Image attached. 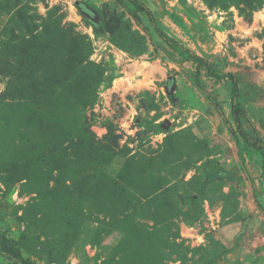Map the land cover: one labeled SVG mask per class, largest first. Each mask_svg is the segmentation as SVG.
<instances>
[{
	"label": "rangeland",
	"instance_id": "374dc122",
	"mask_svg": "<svg viewBox=\"0 0 264 264\" xmlns=\"http://www.w3.org/2000/svg\"><path fill=\"white\" fill-rule=\"evenodd\" d=\"M139 1L264 142V0ZM230 96L128 0H0V264H264Z\"/></svg>",
	"mask_w": 264,
	"mask_h": 264
},
{
	"label": "trees",
	"instance_id": "16d2710c",
	"mask_svg": "<svg viewBox=\"0 0 264 264\" xmlns=\"http://www.w3.org/2000/svg\"><path fill=\"white\" fill-rule=\"evenodd\" d=\"M129 2L136 5L138 8L144 10L146 14L149 16L150 20L154 23V29L157 32V34L169 45H172L176 48H178L180 51L185 52L188 57L196 64V73H199L200 69L203 68L205 70V73L207 76L213 77L215 79H229L231 83V96H230V102H231V118L233 119L236 128L242 137L243 141L247 143L249 146L253 147L254 149L258 150L262 155V175L264 177V142L260 139H256L254 141H250L245 132L242 130L241 127V121L239 119V103H238V97H239V89H238V80L237 75L231 71H221L218 70L215 66L212 65L209 59L206 57L190 50L189 48L182 46V44L167 36L154 22L151 10L147 5H145L142 1L139 0H128ZM196 81L199 85H201V81L199 79V76H196ZM226 175L224 172H217L211 175H208L206 177V181H211L214 179H221L222 176Z\"/></svg>",
	"mask_w": 264,
	"mask_h": 264
}]
</instances>
